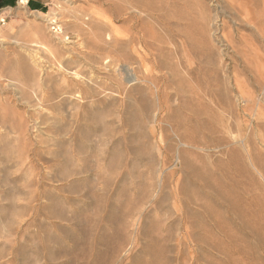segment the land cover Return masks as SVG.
<instances>
[{"label": "rangeland", "instance_id": "1", "mask_svg": "<svg viewBox=\"0 0 264 264\" xmlns=\"http://www.w3.org/2000/svg\"><path fill=\"white\" fill-rule=\"evenodd\" d=\"M0 18V264H264V0Z\"/></svg>", "mask_w": 264, "mask_h": 264}, {"label": "crops", "instance_id": "2", "mask_svg": "<svg viewBox=\"0 0 264 264\" xmlns=\"http://www.w3.org/2000/svg\"><path fill=\"white\" fill-rule=\"evenodd\" d=\"M48 1L49 0H28V8L32 9L33 12H39L47 6ZM16 4H20L18 0H0V11L11 9Z\"/></svg>", "mask_w": 264, "mask_h": 264}, {"label": "bare ground", "instance_id": "3", "mask_svg": "<svg viewBox=\"0 0 264 264\" xmlns=\"http://www.w3.org/2000/svg\"><path fill=\"white\" fill-rule=\"evenodd\" d=\"M25 2H26V0H20L19 1V3L21 4V5H23L24 4V6H25ZM125 73H126V75H127V77H128V81H133V76H132V74L130 73V71H128V70H125ZM235 150V149H234ZM230 161L232 162V163H239L238 162V160L235 158V153L234 154H231L230 155ZM242 163V162H241ZM242 166V165H241ZM235 169V168H234ZM242 173V172H241ZM225 202H227L228 203V211H230V214H231V212H235L236 214H238L239 216H240V218L241 217H243V205L241 206L242 207V209H238L237 208V204H238V202H236V201H225ZM241 204V203H240ZM227 206V205H226ZM239 207V206H238ZM227 210V209H226ZM227 213H229V212H227ZM235 214V215H236ZM238 218V217H237ZM224 232V231H223Z\"/></svg>", "mask_w": 264, "mask_h": 264}, {"label": "built area", "instance_id": "4", "mask_svg": "<svg viewBox=\"0 0 264 264\" xmlns=\"http://www.w3.org/2000/svg\"><path fill=\"white\" fill-rule=\"evenodd\" d=\"M18 1H20V0H18ZM27 5H28V0H26V2H25V6H27ZM0 24L1 25L5 24V18H0Z\"/></svg>", "mask_w": 264, "mask_h": 264}]
</instances>
